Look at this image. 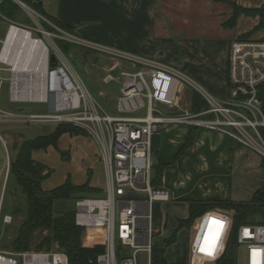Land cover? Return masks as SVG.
Segmentation results:
<instances>
[{"label": "built area", "instance_id": "built-area-1", "mask_svg": "<svg viewBox=\"0 0 264 264\" xmlns=\"http://www.w3.org/2000/svg\"><path fill=\"white\" fill-rule=\"evenodd\" d=\"M35 21L44 20L52 31L38 23L34 28L9 23L36 43L28 68H15L1 60L8 74L11 103H41L45 115H10L28 122L70 125L85 131L100 147L107 176L104 197L75 201V225L101 233L103 252L95 264H141L138 255L152 264L153 207L169 201L163 188L151 185L152 141L164 127H185L227 137L264 160V41L230 42L226 56V94L216 99L176 68L149 57L120 52L116 48L78 37L54 26L44 17L15 1ZM33 33L37 36L34 37ZM56 41L92 48L124 59L134 69L121 73L122 83L115 115L105 113L94 102L73 71ZM53 56L57 66H50ZM2 66V67H1ZM189 86L203 107L181 105L178 95ZM143 114H140L142 109ZM2 112L0 111V117ZM11 218L5 216L4 223ZM217 222V223H214ZM232 214L220 209L204 212L195 219L188 246L187 264H224L233 241V262L264 264V224L242 225L233 230ZM255 253V255H254ZM0 264H69L62 251H0Z\"/></svg>", "mask_w": 264, "mask_h": 264}, {"label": "rangeland", "instance_id": "rangeland-1", "mask_svg": "<svg viewBox=\"0 0 264 264\" xmlns=\"http://www.w3.org/2000/svg\"><path fill=\"white\" fill-rule=\"evenodd\" d=\"M22 11L23 14L11 23L34 28L38 19L35 21L27 15L25 10L22 9ZM156 14L160 16L157 12ZM25 20H28L29 23H25ZM42 22L48 26L50 25L44 20H38L42 28L47 30L44 28ZM8 23L10 22L0 20V50L8 33ZM131 30L130 35L132 37H136L135 33H138V38H141L137 41L139 43L136 44L145 46H150L149 44L153 46L158 45L145 41V38L151 34L153 29ZM161 30L164 31L162 35L169 36V39H162V36L158 37V39L160 41L163 40L164 43L170 44L172 47L169 60H163L157 52L144 54L143 56L156 61L160 60L159 62L176 68L209 95L216 99H223L226 94V85H224L226 77V60L224 59V55L226 51L222 42L223 40L218 37L205 38L202 35L203 29H200V36L198 35L194 38L184 35L183 37L179 36L178 31L174 29ZM33 36L36 37L37 35L33 33ZM125 37L129 38V36ZM56 42L57 46L68 59L73 71L81 79L93 102L105 113L115 115V103L122 83L121 73L134 68L124 59L117 56L63 41ZM128 42L133 46V40L129 39ZM64 44L69 45L65 50L61 47ZM121 48L118 49L120 52L138 56L142 55L135 49H129L128 45ZM180 50L184 52L183 56L188 53L184 56L183 59L185 61L181 64L180 56L178 55ZM166 53H168L167 50ZM185 63L187 64L185 65ZM1 78L3 82L0 85V111L2 112L0 117V251L11 253L10 244L16 237L17 230L26 217L27 205L21 189L17 186L14 178L9 176L10 162L22 142L50 135L57 126L51 123L28 122L19 118H11L10 115H45L47 112L46 105L41 103H11L9 101L8 74L1 72ZM192 94L194 92L189 86H183L181 94L178 95L180 104L184 105L191 102ZM162 139L163 137H161ZM162 145L161 143L160 153L164 157L166 150L164 147L162 149ZM241 150H244L246 153V159L242 158L243 160L239 164H234L231 167L232 169L225 171L226 175L224 177L217 178V181L221 185L217 188L220 195H222L221 193L225 189L226 192L224 194H230L229 196L232 199L243 200L233 202H249L253 194L264 184V169L261 167L262 159L245 147L241 146ZM62 154L65 155V158L62 157ZM100 155V147L96 140L83 131V135H62L58 140L56 149L48 147L45 151H34L32 158L36 162L45 165L51 171V175L42 183L44 191L54 189L62 185L66 180H69L74 186L88 184L90 188L105 193L107 189V176ZM151 160L152 165H154L155 159L153 153ZM178 166H172L165 172L167 185L170 186L171 182L175 181L174 184L178 187V190H182L183 193H190L188 197L194 198L197 195V191H199L197 189L198 181L190 175L192 173L188 166H184L183 163L178 164ZM184 173H187L189 178L175 180L174 176L177 177L180 174L183 176ZM210 180L213 181V179H203L199 184L208 185L211 182ZM104 196L105 194H87L82 198ZM262 197L264 200V195ZM209 200L216 199L211 198ZM220 200L232 201L222 197ZM187 203L182 201L174 202L169 199L168 202L156 203L154 205L160 207V211L158 215L155 207L156 213L154 214L152 224V246L163 253V264H187L192 227L179 226L180 221L187 219ZM74 209L75 200L72 199L57 201L53 205V212L56 215L74 211ZM5 216L11 218L10 223L3 222ZM262 220L259 215L250 219L252 223H258ZM40 234V232L33 234L31 238L32 245L29 251H46L45 248L40 250L35 249V246L46 232ZM172 238L174 239L171 241ZM82 244L89 248L102 247L103 240L101 233L84 229ZM58 250L57 246L53 245L48 251ZM242 255L243 251L241 250L240 260L237 264H243ZM138 258L141 264H146V256L144 254H139Z\"/></svg>", "mask_w": 264, "mask_h": 264}, {"label": "crops", "instance_id": "crops-1", "mask_svg": "<svg viewBox=\"0 0 264 264\" xmlns=\"http://www.w3.org/2000/svg\"><path fill=\"white\" fill-rule=\"evenodd\" d=\"M40 2L47 15L73 29L74 34L80 38L92 39L90 41L116 49L128 45L129 49H135L142 54L140 56L157 52L165 61L169 60L172 47L158 39L161 36L162 39L169 37L162 35L164 31L161 29H174L178 31L179 36L184 35L189 38L200 36V29H203L202 35L205 38L218 37L223 40L226 60L229 42L250 33L260 23V17L257 15L239 14L235 26L225 28L224 23L233 15L232 5L247 10L260 9L264 6V0H40ZM131 29H153L145 41L158 45L136 44L141 38H138V33H135L136 37H132ZM129 39L133 40V46L128 42ZM248 39L264 41V28L256 31ZM183 54L181 50L178 52L180 64L185 61L183 58L188 53L184 56ZM224 85H226V77ZM191 131L185 127L169 126L164 127L157 134L159 153L161 143L162 149L166 150L164 157L160 153L162 161L168 164L163 173L161 187L168 192L169 199L174 202H188L187 215L188 205L193 201H208L211 198L220 200L221 197L232 201H243L232 199L228 193L224 194L225 189L222 195L217 190L221 186L217 178L224 177L225 171L232 169L234 164H239L242 158L246 159L244 150H241V146L233 140L203 130L195 131L190 148L172 163ZM180 163L188 166L192 173L190 175L198 181L199 191L194 198L188 197L190 193L178 190L175 181L171 182L170 186L167 185L165 172L172 166L179 167ZM174 178L179 180L189 178V175L184 173L183 176L180 174ZM203 179H213V181L210 180L208 185H200Z\"/></svg>", "mask_w": 264, "mask_h": 264}, {"label": "trees", "instance_id": "trees-1", "mask_svg": "<svg viewBox=\"0 0 264 264\" xmlns=\"http://www.w3.org/2000/svg\"><path fill=\"white\" fill-rule=\"evenodd\" d=\"M42 17L52 23L59 29L74 33L73 29L67 27L56 19L50 17L42 9L41 4L35 0H17ZM233 15L224 23L225 28H233L236 23L237 16L244 14L246 16H259L260 23L250 33L238 37L239 40H246L252 36L256 31L264 28V6L260 9L247 10L232 5ZM23 14L22 9L14 0H0V20L5 22L16 21V18ZM29 23L28 20L24 21ZM45 29L52 31V28L46 23L42 22ZM9 26V23H8ZM61 46V45H60ZM69 45H62L65 50ZM191 109L197 111L204 105L199 96L194 92L191 97ZM195 131L192 130L187 136L183 147L174 156L172 163H175L184 153L190 148L193 142ZM68 134L83 135V131L79 128L60 124L57 125L54 132L47 136L37 137L33 140L24 141L17 148L13 159L9 166V176H12L21 189L22 194L26 199L27 212L26 217L20 224L16 237L11 241L10 247L12 253L29 251L31 238L34 233L46 232L42 236L35 249L40 250L45 248L48 251L53 245L66 254L69 264H95L96 257L103 252V247L97 246L94 248L85 247L82 244V236L84 230L77 227L74 222V211L54 214L53 205L57 201L63 200H78L82 199L84 195H104L101 191H97L84 184L81 186L72 185L69 180H66L62 185L44 191L42 183L51 175V171L39 162L32 158L34 151H45L48 147L56 149L59 138ZM152 153L155 159L152 165L153 176L151 173V185L154 188H161L162 177L164 170L168 166L164 163L159 154V136L155 135L152 141ZM65 158V155L62 154ZM261 167L264 169V160H262ZM264 184L257 190L249 202H233L227 200H208V201H193L188 205V216L186 220L180 221V225H185L191 228L195 219L201 216L204 212L212 209H220L228 211L232 214L233 230L234 232L242 225H263L264 224ZM153 207V217L155 212ZM159 215V207H156ZM256 215L263 219L258 223H252L250 219ZM40 234V235H41ZM41 237V236H40ZM173 237V236H172ZM174 238L171 239V241ZM235 246L233 241L229 244L224 264H231L233 262ZM152 264H163V253L153 248L152 249Z\"/></svg>", "mask_w": 264, "mask_h": 264}, {"label": "bare ground", "instance_id": "bare-ground-1", "mask_svg": "<svg viewBox=\"0 0 264 264\" xmlns=\"http://www.w3.org/2000/svg\"><path fill=\"white\" fill-rule=\"evenodd\" d=\"M11 28L4 44L1 60L15 68H28L31 64L36 43L29 39L28 35Z\"/></svg>", "mask_w": 264, "mask_h": 264}, {"label": "water", "instance_id": "water-1", "mask_svg": "<svg viewBox=\"0 0 264 264\" xmlns=\"http://www.w3.org/2000/svg\"><path fill=\"white\" fill-rule=\"evenodd\" d=\"M36 2H38L39 4H41L40 0H35ZM50 66L51 67H55L57 66V62L55 60V58L53 56L50 57ZM145 112V109L143 108L141 111H140V114H143ZM158 134V133H157Z\"/></svg>", "mask_w": 264, "mask_h": 264}, {"label": "snow or ice", "instance_id": "snow-or-ice-1", "mask_svg": "<svg viewBox=\"0 0 264 264\" xmlns=\"http://www.w3.org/2000/svg\"><path fill=\"white\" fill-rule=\"evenodd\" d=\"M214 223H217V222H214ZM254 255H255V253H254Z\"/></svg>", "mask_w": 264, "mask_h": 264}]
</instances>
